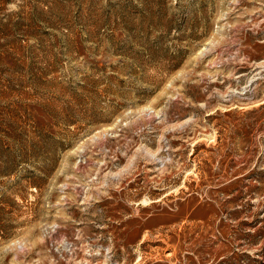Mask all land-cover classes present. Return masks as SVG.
Listing matches in <instances>:
<instances>
[{"label": "rangeland", "instance_id": "rangeland-1", "mask_svg": "<svg viewBox=\"0 0 264 264\" xmlns=\"http://www.w3.org/2000/svg\"><path fill=\"white\" fill-rule=\"evenodd\" d=\"M0 264H264V0H0Z\"/></svg>", "mask_w": 264, "mask_h": 264}]
</instances>
